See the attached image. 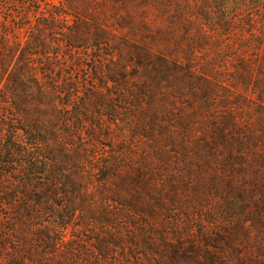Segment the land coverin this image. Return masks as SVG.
<instances>
[{
	"label": "rangeland",
	"instance_id": "374dc122",
	"mask_svg": "<svg viewBox=\"0 0 264 264\" xmlns=\"http://www.w3.org/2000/svg\"><path fill=\"white\" fill-rule=\"evenodd\" d=\"M222 1L0 0V53L27 55L55 78L41 103L35 87L12 93L0 80V149L13 138L6 129L19 130L13 142L23 144L19 128L38 123V154L67 182L60 192L69 191L68 199L56 202L72 200L78 209L64 233L52 234L53 216H43L54 243L65 241L48 251L40 233L34 264L43 252L53 253L51 264H71L66 247L73 240L93 250L113 237V262L120 264L130 231L136 264H214L212 255L224 264H264V162L235 164L232 151L209 157L200 142L214 136V124L225 120L235 130L236 122L246 147L264 156V101L253 85L234 81L237 33H250L251 7L232 9L243 23L231 22L227 31L214 9ZM40 35L46 47L35 45ZM204 74L210 82L200 79ZM238 154L244 155L236 150L233 158ZM19 163L0 169L20 170ZM13 181L0 182V200L8 189L13 194ZM0 209L15 217L14 208ZM23 235L33 249L36 239Z\"/></svg>",
	"mask_w": 264,
	"mask_h": 264
},
{
	"label": "trees",
	"instance_id": "16d2710c",
	"mask_svg": "<svg viewBox=\"0 0 264 264\" xmlns=\"http://www.w3.org/2000/svg\"><path fill=\"white\" fill-rule=\"evenodd\" d=\"M241 5L251 7V13L247 14L249 19L246 23L250 24L252 29L250 30V33L246 35L244 34L243 36L242 34L239 35V33H237L238 36L241 37L237 40L239 49H236L235 54V57H237V63L235 66L236 77L234 78V81L243 83L245 89L248 86L253 85L256 88V94L259 100L264 101V0H226L222 1L221 5L217 8L215 6L214 9L219 10L218 18L220 19L222 26L226 25L225 27L228 29L227 31H233L232 27L234 26H232L231 22L240 24L243 23V21L239 19L235 21L236 18L233 19L235 14H232L231 10L237 7V10L240 12L241 9L238 7ZM53 19L58 20L57 14ZM257 27H260V32H258ZM227 35H231V33H227ZM40 37L41 35L34 39L35 45L39 44L42 45V47H46L45 44H42ZM36 48L39 49L37 46ZM16 63L21 64L22 70L20 72H15L13 70V65L15 66ZM0 65L3 69L0 70V80L2 82L5 80L3 87L10 88L13 91L12 93H15L17 90H23L27 93L35 87L39 94L36 98L37 102L41 103L42 100L46 98L44 93L50 92L51 89L54 90L51 88L52 83L55 82L54 76L51 73L44 74L43 72H39L37 64L34 63L33 65L29 61L27 55L22 57V59L18 58L15 60L12 58H4L0 53ZM192 68H189V71L194 72L195 70ZM39 74L46 75L47 83L50 86H44ZM205 74L201 75L200 79L210 82L213 76ZM8 91L10 93V90ZM5 98H9V96H5L4 99ZM210 111L211 108L209 109V112ZM213 120L217 121L215 119ZM222 124L228 128H224L223 125L218 127L214 124L215 134L212 138L207 134H204V138L200 141L205 144L202 147V152L205 153V151L209 150V153H211L209 154V157H220V153L227 154L228 151H232L230 158H232V162L235 164L242 162L248 163V158L250 159V162L253 159L258 163L264 162V156L256 155L252 146L249 148L246 147L243 134L238 130L236 122L232 123L236 127L235 130H231V124L227 123L225 120ZM14 128L11 130H5L13 138L11 144H9L7 148L3 146V148L0 149V165L2 167H5V165H17L19 162L14 161L16 157H26V160H22L19 163L20 170L17 168H12L10 170L0 169V182L14 178L13 182L15 185V191L13 190L14 187L10 188V191H12L13 194H11L8 189L4 191L5 194L2 193L7 195V199L0 200V207L5 209L6 206H10V208L15 209V213L13 214L15 217L9 214H6V217H4L3 212L0 209V223L3 224V226L0 227V250H7V247H11L9 248L10 250L7 251L9 255L8 258L5 259L6 262L0 264H26L28 260L30 261V264L31 262L34 264L35 259L33 258V253L39 245L40 233L43 237V248H48V251L53 248L57 249L59 245L61 246V242L65 241L64 235L63 241L56 239L57 242L54 243L55 239L45 230L48 229V226L44 223H40V221L43 222V216L45 214L53 216L51 226L58 229L53 230L50 228L53 230L51 231L52 234H54L55 231L58 233H64V230H66L74 221L75 212L78 209L75 207V201L72 200H67L62 204L56 202L57 199L63 196L68 199L69 191L64 193L60 192V187H67V182L65 181V178L64 181L60 180L59 177L63 175L60 172V169L57 171L51 169L49 160L43 158L41 154H38L41 144L44 143V134L39 128L38 123L31 121L27 126L23 125L22 128H19L23 131L24 136L26 137V141L23 142L26 146L18 142H13V140H16L18 137L17 133L19 131ZM18 135L20 134L18 133ZM250 141L251 143H254L253 140ZM236 150L241 151L244 155L240 156V154H238L233 158L232 155L236 153ZM8 159L13 160L9 161ZM47 165L48 167H46ZM59 172L60 175L58 174ZM17 199H19V201H17ZM40 205H43V207H40ZM95 221L99 222L97 217L95 218ZM11 223L12 227L7 225ZM25 231L32 234L36 239L37 243L34 244L33 249L28 248L26 245L23 235ZM14 233H17L15 234L16 236L13 235ZM134 235L136 234L130 231L128 236L130 238L128 242L129 246L121 248L122 254L120 255L122 256V260L120 264H136V238H134ZM10 240L13 242H10ZM112 240L116 241L113 237L110 240L105 239L104 241H100V244L96 243L93 250H88L84 246L79 247L76 241L73 240L75 243L66 247L68 248V252L72 253V255L69 254L68 257L73 256V263L71 264H116L113 261L117 259L119 252L113 250ZM8 244L10 245L8 246ZM69 244L70 242L68 241L66 245L68 246ZM55 253H59V251ZM43 254L44 255L41 253L39 254L41 257L38 261L39 264H43V261H45V264H51L49 259L53 257V253L48 255L47 252H43ZM177 256L178 252L175 251L173 256L174 259H176ZM210 259L214 264H224V259L218 255H212Z\"/></svg>",
	"mask_w": 264,
	"mask_h": 264
}]
</instances>
